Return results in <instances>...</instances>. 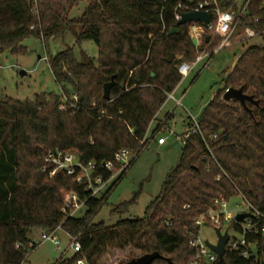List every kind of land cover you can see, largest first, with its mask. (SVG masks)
Segmentation results:
<instances>
[{
  "label": "trees",
  "instance_id": "trees-1",
  "mask_svg": "<svg viewBox=\"0 0 264 264\" xmlns=\"http://www.w3.org/2000/svg\"><path fill=\"white\" fill-rule=\"evenodd\" d=\"M82 2L87 4L84 14L71 19V12ZM205 2L212 3L208 9L214 28L215 9L233 12L238 18L245 4L238 6L237 0H37L35 5L33 0H0V57L25 55L27 49L22 45L28 39L47 44L66 34L78 46L91 41L98 48L97 60L84 52L78 59L71 48L49 59L68 102L52 94L25 102L0 101V264H24L37 249L30 247L34 244L31 233L60 226L69 237L79 235L81 253L56 264H75L82 258L87 264H108L107 256L128 249L140 257L159 253L162 258L152 264H191L196 251L190 247L189 233L197 236L195 220L214 207L215 199L230 201L242 194L264 214V0H249L238 31L253 30L263 44L245 47L247 43L241 42L243 49L232 72L199 119L216 161L208 156L204 140L192 136L144 218H120L113 226L94 222L148 146L145 137L168 94L182 82L178 66L183 61H167L171 55L196 58L189 30L203 26H179L176 16ZM173 29L181 32L169 35ZM207 38L210 36L205 38L206 45L212 41ZM113 77L117 84L106 101L104 85ZM231 88L242 89L257 104L247 103L245 110L237 101H224V93ZM160 132L161 127L153 130L151 141ZM214 135L217 140H212ZM57 150L77 154L83 165L95 162L97 173L105 179L111 173L101 165L114 162L116 153L128 150L137 157L101 198L90 199L67 173L49 178L41 171L46 154ZM71 192L87 199L81 217L65 218L61 212ZM139 194L113 213L122 217ZM263 224L260 222L257 234L246 238L255 246L254 255L246 259L243 250H228L212 264H264ZM235 229L241 231L238 226Z\"/></svg>",
  "mask_w": 264,
  "mask_h": 264
},
{
  "label": "rangeland",
  "instance_id": "rangeland-1",
  "mask_svg": "<svg viewBox=\"0 0 264 264\" xmlns=\"http://www.w3.org/2000/svg\"><path fill=\"white\" fill-rule=\"evenodd\" d=\"M245 0H237V5L241 6ZM87 8V4L82 2L71 14V19L80 18ZM197 33V35H196ZM192 39L199 41L196 46V58L194 60H184L181 55H175V60H182L183 63L192 64L200 56L198 50L212 56L199 64L180 85L174 90V97L182 98L180 106L176 102L168 100L157 116V121L151 125V133L156 129L159 122H164L173 115L167 124L168 129L160 132L155 140L150 142L141 155L129 169L123 180L118 184L110 195L94 222H103L107 226L115 225L119 219L132 220L145 217L147 208L159 196L162 187L169 173L175 169L180 160L179 152L172 148L175 137L174 134H182L185 123L189 118L199 120L205 107L212 101L213 97L221 89V82L233 70L236 59L233 58L237 51L239 40L245 39V35L232 40L229 48L216 51L222 43V38L215 32L208 34L205 30H189ZM210 36L211 43L206 45L205 38ZM219 41H218V40ZM247 40V39H246ZM244 41V40H243ZM217 46H216V44ZM246 46H259L263 42L261 38L246 41ZM27 49L25 55H12L6 53L0 57V101L8 99L17 101H32L38 95H57L67 98L62 87L56 82L49 64V59L56 57L63 51L71 48L75 56L80 59L81 52L98 59V48L91 41H83L80 46L76 45V40L71 34L52 39L47 44L41 40L28 39L23 45ZM236 48V49H235ZM214 53V55L212 54ZM200 53V54H199ZM209 62V63H208ZM71 93V92H70ZM168 98V97H167ZM150 133V134H151ZM165 139L166 144H158L159 139ZM136 193L139 198L136 203L129 207L127 213L122 217L113 213L114 208L129 202ZM245 201L241 196L232 198L228 202L227 211L234 215L245 209ZM85 211L79 215L83 216ZM229 233L232 239L241 240V235L229 226L223 228L222 233ZM44 230H34L30 238L38 245L35 251L29 253L24 264H56L61 259L70 260L74 251L70 248L69 236L64 231L58 232L60 240L59 248L52 242H43ZM201 239L203 243L217 244L218 238L215 230L209 227L202 228ZM115 256H107L108 264H125L133 256L139 258V253L133 249L124 252L114 251ZM82 260V259H81ZM106 260V262H107ZM76 264V263H75Z\"/></svg>",
  "mask_w": 264,
  "mask_h": 264
},
{
  "label": "built area",
  "instance_id": "built-area-1",
  "mask_svg": "<svg viewBox=\"0 0 264 264\" xmlns=\"http://www.w3.org/2000/svg\"><path fill=\"white\" fill-rule=\"evenodd\" d=\"M33 3L36 5L37 0H33ZM212 3L205 2L204 4L199 5V7L195 10H190L189 12H200L204 11L208 14L210 13V6ZM249 0H247L240 12L239 17L237 18L233 12H222L219 9H215V13L217 14V25L216 28L213 27L212 22L208 27H196L193 26L192 30H207L208 32H215L222 38V43L219 46V49H223L232 39V37L238 32V25H239V18L245 16L247 14ZM181 10H185V7L182 5L179 6ZM188 12V13H189ZM35 14V11H33ZM182 15H177L176 20L180 21ZM243 33L249 39L255 38L257 35L251 29H245ZM210 54L202 51L200 56L196 59V61L192 64L182 63L178 66V72L182 76V81L185 78H188L191 72L201 63H203L206 59H210ZM209 63V62H208ZM175 92V91H174ZM174 92L168 94V100L176 102V106H180L182 103V98L177 100L174 97ZM65 102H68L67 98H64ZM74 101H77V98L74 96ZM73 107V105H72ZM159 114V113H158ZM174 114H170L169 116H173ZM158 116V115H157ZM157 116L155 117L154 121H157ZM169 118H166L164 122H159L158 127H161V132L166 131V125L169 122ZM153 121V122H154ZM152 122V123H153ZM152 125V124H151ZM149 127L148 133L145 137L144 143L148 140V144L151 141V129ZM151 133V134H150ZM199 135L206 144V150L208 152V156L216 161L214 156L212 147L208 144L205 140L204 135L202 134L199 120L195 118H189L188 121L185 123L184 128L182 130V134L176 135L175 142L178 141L182 148L185 147L186 142L192 136ZM218 135H214L212 140H217ZM158 144L163 146L166 144V140L161 138L158 140ZM137 157V154L130 152L128 150H121L115 154L114 162L102 163L101 168L106 169L111 173V176L107 179L103 177V175L97 173L98 166L95 162H90L87 165H83L81 162L80 157L77 154L69 153L65 151L57 150L56 152H50L46 154L44 158V166L42 167L41 171L44 174H47L49 178L55 177L60 172H65L69 176H71L74 182L78 186H82L84 191L89 194V198H101L103 194H105L116 182V180L127 170L131 162ZM206 156H204V159ZM118 166V168H115ZM209 171V166L206 168ZM226 176V175H225ZM217 181H220V177L217 178ZM244 201H245V209L239 212L238 214L234 215L227 211L228 202L223 198H218L213 201V208H211L208 212L202 214L195 220V226L199 229L197 236L194 237L193 233H189V236L192 237L190 241V247L195 249V257L192 260L191 264H212L216 260H218L217 255L210 250L207 243H203L201 239L202 228L209 227L215 230L217 234V230H220L222 236L228 235L222 233L223 228L229 226L236 231L235 226H238L241 231L237 232L241 235V240L232 239L229 236V241L226 245V252L230 251H241L243 258H249L255 254V246L254 244L247 242V235L257 234L259 232V224L260 222H264V214L257 211L246 199L245 197L240 194ZM87 199H81L80 196L75 193L71 192L63 202L61 212L65 218H76L79 217L87 209ZM241 214H249L250 217L246 218L244 222H237L236 218ZM63 231L62 227H58L52 231H44L42 235L43 242H52L59 248L60 240L58 238V232ZM262 236L264 237V224L262 226ZM79 235L76 237H69L70 239V248L74 251L75 255L81 253V246L78 241ZM218 238V236H217ZM218 244V242H217ZM215 244V246L217 245ZM212 245V244H211ZM38 247V245L30 244V247ZM76 264H87L85 259L79 260Z\"/></svg>",
  "mask_w": 264,
  "mask_h": 264
},
{
  "label": "water",
  "instance_id": "water-1",
  "mask_svg": "<svg viewBox=\"0 0 264 264\" xmlns=\"http://www.w3.org/2000/svg\"><path fill=\"white\" fill-rule=\"evenodd\" d=\"M188 23H193V24L199 23L204 27H208L211 23V19L209 14L204 11L189 12L182 15L180 21L178 22V25L184 26ZM180 32H181L180 29H173L171 30L169 35L179 34ZM209 39L210 38H207V42L209 41ZM192 41H193V45L196 47L198 45L197 39H192ZM237 54H238V50L234 53L233 57L237 56ZM174 60H175V55H171L170 59L167 62L171 64L173 63ZM224 80L225 79L222 80L221 84L223 83ZM116 84L117 83L115 81V77H113L109 83L104 85V100L108 101L110 99L111 90L116 86ZM121 88H124V85H121ZM223 100L226 102L237 101L245 110H247V103L257 104V102H255L252 97L246 96L243 93L242 89L240 90H236L233 88L228 89L223 95ZM172 148L179 152L180 158L183 156V148L178 141L174 142ZM249 217H250L249 214H241L236 218V221L239 223L244 222V220ZM217 236H218V244L216 246L208 243L207 244L210 250L217 255L218 259H221L226 254V245L229 241V236L228 235L222 236L220 230H217ZM161 258L162 256L159 253L155 252L152 254L143 255L139 258L132 259L131 261L125 264H152L153 262ZM168 262L171 263V260H168Z\"/></svg>",
  "mask_w": 264,
  "mask_h": 264
},
{
  "label": "crops",
  "instance_id": "crops-1",
  "mask_svg": "<svg viewBox=\"0 0 264 264\" xmlns=\"http://www.w3.org/2000/svg\"><path fill=\"white\" fill-rule=\"evenodd\" d=\"M247 0H245L243 3H245ZM243 5V4H242ZM198 31V30H197ZM196 31V32H197ZM242 34H244L243 33V31H238L233 37H232V39L230 40V42L223 48V49H226V48H229L230 46H231V44H232V40H234L236 37H241V35ZM196 35H197V33H196ZM245 35V34H244ZM245 39H243L244 41H245V43H246V41L248 42L249 40H251V39H249V38H247V36L245 35ZM257 38H260L259 36H256L255 38H253V39H257ZM247 39V40H246ZM243 40H239V45L240 46H238V47H241L242 46V43L241 42H243ZM197 43H199V41L197 40ZM198 46V45H197ZM230 49V48H229ZM236 49V48H235ZM218 50H220L219 48L216 50V51H218ZM237 50H238V54H239V52H240V49L239 48H237ZM237 54V55H238ZM213 55H214V53H213ZM212 57V56H211ZM233 58H236V56L235 57H233ZM173 119V118H172ZM34 243V242H33ZM37 245V244H36Z\"/></svg>",
  "mask_w": 264,
  "mask_h": 264
}]
</instances>
